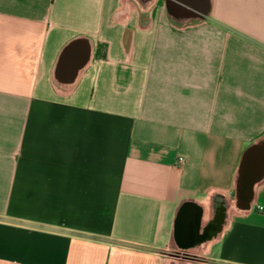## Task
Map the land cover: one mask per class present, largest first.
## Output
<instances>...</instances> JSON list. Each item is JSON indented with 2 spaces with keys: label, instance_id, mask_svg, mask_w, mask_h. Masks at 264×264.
I'll list each match as a JSON object with an SVG mask.
<instances>
[{
  "label": "crops",
  "instance_id": "0c3cea01",
  "mask_svg": "<svg viewBox=\"0 0 264 264\" xmlns=\"http://www.w3.org/2000/svg\"><path fill=\"white\" fill-rule=\"evenodd\" d=\"M263 136L264 0H0V264H264Z\"/></svg>",
  "mask_w": 264,
  "mask_h": 264
},
{
  "label": "water",
  "instance_id": "95a60500",
  "mask_svg": "<svg viewBox=\"0 0 264 264\" xmlns=\"http://www.w3.org/2000/svg\"><path fill=\"white\" fill-rule=\"evenodd\" d=\"M165 2L169 15L177 19L207 20L212 11V0H165ZM263 148L264 136L248 148L243 156V163H246L250 156L260 152ZM263 177L264 169L259 172L258 176L250 179L247 184L249 189H253Z\"/></svg>",
  "mask_w": 264,
  "mask_h": 264
},
{
  "label": "built area",
  "instance_id": "2783aa9c",
  "mask_svg": "<svg viewBox=\"0 0 264 264\" xmlns=\"http://www.w3.org/2000/svg\"><path fill=\"white\" fill-rule=\"evenodd\" d=\"M184 159L183 158H180V162L183 163Z\"/></svg>",
  "mask_w": 264,
  "mask_h": 264
}]
</instances>
